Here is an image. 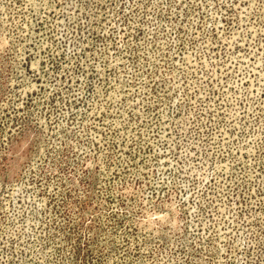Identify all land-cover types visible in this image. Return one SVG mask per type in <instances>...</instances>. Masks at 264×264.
<instances>
[{
  "label": "rangeland",
  "instance_id": "rangeland-1",
  "mask_svg": "<svg viewBox=\"0 0 264 264\" xmlns=\"http://www.w3.org/2000/svg\"><path fill=\"white\" fill-rule=\"evenodd\" d=\"M0 264H264V0H0Z\"/></svg>",
  "mask_w": 264,
  "mask_h": 264
}]
</instances>
